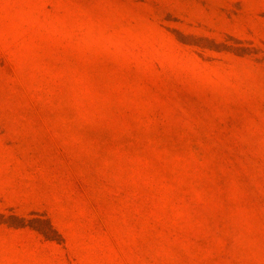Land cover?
<instances>
[{
	"label": "rangeland",
	"instance_id": "rangeland-1",
	"mask_svg": "<svg viewBox=\"0 0 264 264\" xmlns=\"http://www.w3.org/2000/svg\"><path fill=\"white\" fill-rule=\"evenodd\" d=\"M0 264H264V0H0Z\"/></svg>",
	"mask_w": 264,
	"mask_h": 264
}]
</instances>
